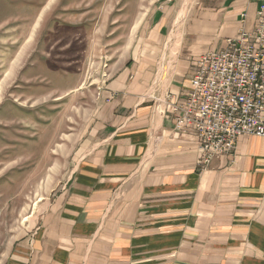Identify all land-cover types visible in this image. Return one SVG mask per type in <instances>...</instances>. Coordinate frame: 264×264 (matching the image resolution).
I'll return each instance as SVG.
<instances>
[{
  "label": "crops",
  "instance_id": "obj_1",
  "mask_svg": "<svg viewBox=\"0 0 264 264\" xmlns=\"http://www.w3.org/2000/svg\"><path fill=\"white\" fill-rule=\"evenodd\" d=\"M257 9V0H151L121 51L99 56L71 169L2 264H264V138L242 134L202 168L196 134L174 129L168 104L184 98L200 56L253 28ZM22 18L21 4L0 0V32L17 37ZM50 18L41 38L63 30ZM48 55V78L67 82L62 55Z\"/></svg>",
  "mask_w": 264,
  "mask_h": 264
},
{
  "label": "rangeland",
  "instance_id": "obj_2",
  "mask_svg": "<svg viewBox=\"0 0 264 264\" xmlns=\"http://www.w3.org/2000/svg\"><path fill=\"white\" fill-rule=\"evenodd\" d=\"M150 1L16 0L23 17L19 37L11 29L0 32V264L71 169L73 149L94 103L99 56L121 51ZM79 15L86 18L83 24H66ZM51 16L60 18L64 31L41 38L37 30ZM35 18L37 26L28 31ZM47 52L49 58L62 55L59 74L67 82L48 78Z\"/></svg>",
  "mask_w": 264,
  "mask_h": 264
},
{
  "label": "built area",
  "instance_id": "obj_3",
  "mask_svg": "<svg viewBox=\"0 0 264 264\" xmlns=\"http://www.w3.org/2000/svg\"><path fill=\"white\" fill-rule=\"evenodd\" d=\"M257 1L253 28L200 56L184 98L168 99L174 129L196 134L202 168L232 154L242 134L264 138V0Z\"/></svg>",
  "mask_w": 264,
  "mask_h": 264
},
{
  "label": "bare ground",
  "instance_id": "obj_4",
  "mask_svg": "<svg viewBox=\"0 0 264 264\" xmlns=\"http://www.w3.org/2000/svg\"><path fill=\"white\" fill-rule=\"evenodd\" d=\"M181 14H182V13H181ZM181 14H180V16H181ZM171 47H172V46H171ZM34 209H35V208H34ZM36 209H37V208H36ZM34 214H35V212H34ZM34 214H33V215H34ZM33 215H32V216H33ZM28 217H29V216H28ZM28 217H26V218H24V219H27V220H28ZM27 225H28V224H27ZM31 226H32V225H31Z\"/></svg>",
  "mask_w": 264,
  "mask_h": 264
}]
</instances>
